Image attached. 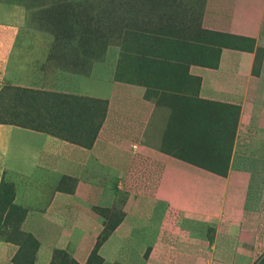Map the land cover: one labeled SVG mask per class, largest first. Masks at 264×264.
I'll return each instance as SVG.
<instances>
[{"label": "crops", "instance_id": "obj_1", "mask_svg": "<svg viewBox=\"0 0 264 264\" xmlns=\"http://www.w3.org/2000/svg\"><path fill=\"white\" fill-rule=\"evenodd\" d=\"M201 25L227 39L214 67L189 68L199 100L237 110L225 174L166 150L171 112L142 87L64 76L51 90L74 85V94L105 101L103 121L88 148L0 123V184L12 191L9 212L0 199V264L26 252L31 264H49L55 251L76 264L264 260V164L248 168L238 152L251 137L264 143V0H205ZM17 49L2 59L0 89ZM100 210L117 212L111 230Z\"/></svg>", "mask_w": 264, "mask_h": 264}, {"label": "rangeland", "instance_id": "obj_2", "mask_svg": "<svg viewBox=\"0 0 264 264\" xmlns=\"http://www.w3.org/2000/svg\"><path fill=\"white\" fill-rule=\"evenodd\" d=\"M204 7L205 0H0V38L6 40L0 46V64L10 47L19 48L17 66L13 63L11 78L0 89V123L89 144L103 121L106 102L74 94V85L72 93L51 88L64 76L74 83L125 82L142 87L148 99L171 111L176 125L169 131L173 138L167 151L224 174L237 112L199 100L197 80L189 74L191 66H213L227 43L224 36L203 29ZM4 82L0 79V86ZM194 117L200 122L191 127L197 137L188 134L190 127L176 132L179 119L195 124ZM253 138L243 141L242 150L239 145V156L244 166L261 170L264 143ZM11 195L10 187L0 184L4 211L8 206L9 212ZM116 213L98 212L107 231ZM61 260L56 253L50 264H63Z\"/></svg>", "mask_w": 264, "mask_h": 264}, {"label": "trees", "instance_id": "obj_3", "mask_svg": "<svg viewBox=\"0 0 264 264\" xmlns=\"http://www.w3.org/2000/svg\"><path fill=\"white\" fill-rule=\"evenodd\" d=\"M207 32H209V31H207ZM209 33H211V34H216V33H213V32H209ZM217 35H221V34H217ZM221 36H223V35H221ZM225 37V36H224ZM226 44V43H225ZM224 45H222L221 47H223ZM220 47V48H221ZM220 50V49H219ZM218 53H219V51H218ZM217 56H218V54H217ZM217 60V59H216ZM216 63V62H215ZM215 66V64L213 65V66H210V67H214ZM197 80V79H196ZM197 85H198V82H197ZM197 90V89H196ZM203 102H206V101H203ZM206 103H210V102H206ZM157 104V103H156ZM213 104H215V103H213ZM219 105V104H218ZM221 106H224V105H221ZM224 107H227V108H230V109H233V110H235L236 112H237V110L236 109H234V108H232V107H229V106H224ZM171 112V111H170ZM171 115H172V113H171ZM171 115H170V119H169V122H168V125H167V129H166V131H165V139L168 141V140H172V139H170V138H173V137H171V134H169V131L170 130H172V128L174 127V125H176V123L175 124H173L174 122L172 121V119L173 118H171ZM237 115H238V113H237ZM193 117V116H192ZM192 120L194 121L195 120V124L193 123L192 124V122H190V119L189 120H187V122H186V124H185V120L184 119H179L178 120V127H176V132L177 131H179L180 133H183L184 131V129H183V127H194V126H197L198 127V125H199V119L196 117H194V118H192ZM4 123H6V122H4ZM9 124H13V123H9ZM190 124H192L191 126H190ZM16 126H20V127H24V128H29V129H33V130H37V131H40V132H45V133H48V134H50V135H52V136H55V137H59V136H56L55 134H53V133H51V132H46V131H43V130H41V129H35V128H31V127H26V126H21V125H16ZM99 128V127H98ZM98 128L96 129V131L94 132V134L91 136V138H90V140H89V144H79V143H77L78 145H81V146H83V147H89L90 145H91V143H92V141H93V139L95 138V135H96V133H97V130H98ZM197 132H198V129H195ZM190 131H192V134H190V133H188L191 137H197L196 136V134L194 135L193 134V130H192V128L190 129ZM198 134V133H197ZM59 138H61V139H64L63 137H59ZM66 140V139H65ZM69 141V140H68ZM202 167V166H201ZM203 168H205V167H203ZM205 169H207V170H209V171H212V170H210V169H208V168H205ZM226 171V170H225ZM213 173H215V174H217L216 172H214V171H212ZM225 174V173H224ZM224 174H222V175H224ZM217 175H220V174H217ZM3 185H5V184H3ZM11 189V188H10ZM118 218V217H117ZM113 220V219H112ZM112 220H110V226H108L109 227V230H111L112 229V227L113 226H115L116 224H117V222H118V219L116 220V218H114V221L113 222H111ZM23 242L25 243V246H28V245H30V246H32V247H34L33 245L35 244L34 243V241L32 240V238L31 237H29V236H26L24 239H23ZM97 246H98V244H97ZM56 253H59L60 254V257L62 258V260H61V262L63 263V264H76L72 259H68V257H67V255L65 254V253H63V252H61V251H55L54 253H53V257H52V260H53V258H54V256H55V254ZM28 254V255H27ZM93 255H94V251H93V253H92ZM32 256H33V252H26V253H24L23 254V256H22V258H23V260H17L16 258L15 259H13L14 260V262H15V264H31V262H32ZM51 260V261H52ZM51 263V262H50ZM49 263V264H50ZM260 263H264V260H261V261H259L257 264H260Z\"/></svg>", "mask_w": 264, "mask_h": 264}]
</instances>
